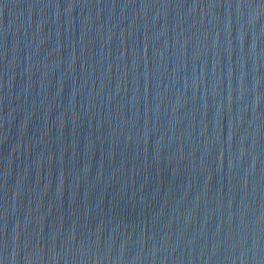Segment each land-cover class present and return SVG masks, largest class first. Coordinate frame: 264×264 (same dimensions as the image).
Segmentation results:
<instances>
[{"label":"water","instance_id":"95a60500","mask_svg":"<svg viewBox=\"0 0 264 264\" xmlns=\"http://www.w3.org/2000/svg\"><path fill=\"white\" fill-rule=\"evenodd\" d=\"M0 264H264V0H0Z\"/></svg>","mask_w":264,"mask_h":264}]
</instances>
